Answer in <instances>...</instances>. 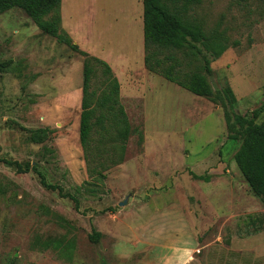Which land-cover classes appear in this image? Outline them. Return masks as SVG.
<instances>
[{
	"label": "rangeland",
	"instance_id": "1",
	"mask_svg": "<svg viewBox=\"0 0 264 264\" xmlns=\"http://www.w3.org/2000/svg\"><path fill=\"white\" fill-rule=\"evenodd\" d=\"M137 12L143 16V0H63L62 25L74 29L70 36L90 54L113 47L115 54L122 49L137 56ZM25 13L18 7L0 13V158L37 162L49 181L80 199V207L45 188L35 172L0 162V264H142L146 222L173 200L197 222L200 239L207 228L221 226L223 240L238 244L241 256L264 264V205L236 164L240 141L228 139L223 105L176 90L166 79L151 83L152 91L139 71H126L125 79V71H113L131 134L122 162L104 170V178L90 175L89 166L108 163L118 152L109 142L101 155L93 146L85 157L79 140L84 57ZM188 14L206 32L217 29L227 38L228 48L211 62L212 88L230 86L236 102L227 107L241 114L258 109L262 121L264 0H202ZM111 36L127 42L105 45ZM168 54L178 57L176 71H203L200 55L163 48L164 65L172 62ZM103 71L95 64L90 89L96 96L107 81ZM38 128L49 130L43 142L30 139ZM94 231L100 232L96 239Z\"/></svg>",
	"mask_w": 264,
	"mask_h": 264
},
{
	"label": "trees",
	"instance_id": "2",
	"mask_svg": "<svg viewBox=\"0 0 264 264\" xmlns=\"http://www.w3.org/2000/svg\"><path fill=\"white\" fill-rule=\"evenodd\" d=\"M201 2L202 0H143L145 66L149 71L162 75L190 92L208 97L214 103L223 105L228 139L240 141L234 156L236 164L253 193L264 205V119L257 121L258 109L245 114L230 110L227 105H234L236 102V96L230 86L223 90H214L208 81V76L213 71L212 60L224 53L228 48V42L223 33L218 32L217 29L208 33L201 22L189 16V11ZM13 7L24 10L42 32L55 37L59 43L69 46L84 57L79 140L87 161L88 153L93 146L101 155L108 150L107 145L110 142L109 146L118 152L116 159L110 158L108 163L97 160L93 169L88 167L90 175L96 173L99 179L104 178V170L121 163L124 159L126 141L131 134L129 117L121 100L119 79L106 61L81 49L63 28L60 15L61 0H0V13ZM163 48L181 51L183 54L191 52L194 57L200 55L203 59V71H176L178 57L173 54L167 55V59H171L172 62L164 65L159 56ZM95 64L104 67L103 73L107 78L101 95L98 96L95 90L90 89ZM96 126H98L99 138L94 143L92 139ZM30 132V139L34 142H43L49 135L47 128H38ZM111 132L113 136L109 137L112 140L107 135ZM0 162L14 166L18 172H35L45 188L57 191L62 197L70 198L79 209L80 199L73 193L65 191L61 184L49 181L37 162L22 163L8 158H0ZM199 178L206 177L199 175ZM99 235V231H94L95 239Z\"/></svg>",
	"mask_w": 264,
	"mask_h": 264
},
{
	"label": "crops",
	"instance_id": "3",
	"mask_svg": "<svg viewBox=\"0 0 264 264\" xmlns=\"http://www.w3.org/2000/svg\"><path fill=\"white\" fill-rule=\"evenodd\" d=\"M62 1L63 0H61V14ZM67 13L68 14L66 15L68 18V26L73 27L70 23V20H72V16L70 15L71 13L69 9ZM137 15H139V22L136 19L133 20L135 22V27H137L134 30V35L135 37L137 35V41H139L141 47L140 52L137 53V56H132L130 52L129 54H125V50L123 51L122 49L116 51L115 54L113 47L98 49V52H93L91 54L106 61L113 71H125V73L123 74L124 79L127 76L126 71H130V75H132L131 71H139L138 76H144L143 79L147 86L149 84L150 87L151 83L155 82V84L157 85H162V80L166 78H164L162 75L149 71L145 66V47L143 45V17H141L140 12H137ZM73 30L74 29L71 28L70 30L68 29L69 32L67 30L66 31L69 34L75 35L73 34ZM126 42V38L114 39L112 36L104 37L105 45L122 44ZM133 43L134 42H132V44ZM152 86L155 87L154 85ZM153 87H150L152 91ZM180 87L181 85L176 86V90L181 88L185 89L183 87ZM121 90L122 87L120 89V93ZM203 216V220L200 223L203 227H206V216ZM231 218L232 216L227 217V219ZM196 225L197 222L194 221L193 217L187 214L185 207L180 201L178 202V200H173L163 207L155 208L153 211V215L151 216L150 220H147L144 230L142 231V234H144V236L146 237V241L141 249V251L143 252L141 263L252 264L249 255H245V257L240 255V248L238 244L235 246L233 244V241L229 242L223 240V227L218 226V228H216V230L218 231L207 228V231L209 230V232H206V236L200 239L197 236L198 226ZM236 229L238 230V225H236L234 229L227 233L228 236L233 235V230ZM214 235H217V237L213 238ZM205 250L208 251L204 253Z\"/></svg>",
	"mask_w": 264,
	"mask_h": 264
},
{
	"label": "water",
	"instance_id": "4",
	"mask_svg": "<svg viewBox=\"0 0 264 264\" xmlns=\"http://www.w3.org/2000/svg\"><path fill=\"white\" fill-rule=\"evenodd\" d=\"M128 199L126 198L125 200L119 202L120 205H123L124 203H127Z\"/></svg>",
	"mask_w": 264,
	"mask_h": 264
}]
</instances>
